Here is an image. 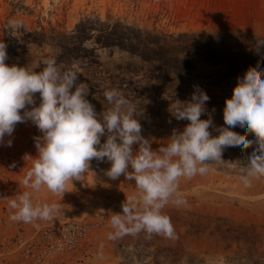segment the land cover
<instances>
[{
    "label": "rangeland",
    "instance_id": "rangeland-1",
    "mask_svg": "<svg viewBox=\"0 0 264 264\" xmlns=\"http://www.w3.org/2000/svg\"><path fill=\"white\" fill-rule=\"evenodd\" d=\"M85 14H99L102 18L112 15L169 33L264 34V0H0V41L6 43L4 30L10 28L9 21L13 19H22L27 28L39 29L51 23L72 30ZM16 52L8 53L6 63L38 71L43 68V61L51 58L53 50L47 45L39 48L35 44H19ZM261 68L264 67L255 70L259 72ZM243 74L228 76L225 69L215 72L213 81L220 80L221 86L207 85L206 89L211 96L226 99ZM221 75L227 77L222 79ZM36 96L38 104L39 94ZM140 108L144 109L140 118L142 134L152 141L153 149L166 144L174 128L182 130L188 123H179L168 106L153 108L155 113ZM156 112L163 115L155 117ZM214 115L217 118L214 124L225 126L223 110L215 111ZM40 134L31 122L18 123L12 145L0 146V264H22L23 240L31 238L36 224L44 223L14 222L10 219L13 210L8 207V200L18 193L32 191L20 181L32 165L29 154L36 155L33 138ZM239 135L255 141L254 134ZM256 147L254 143L242 152L228 149L224 166L215 167L203 176L181 178L180 190L187 203L179 207L169 204L164 209L174 226L172 238L156 234L149 237L141 232L108 239V233L113 231L110 216L122 212L126 196L138 191L134 181L123 175L115 180L107 177L105 170L111 166L108 161L101 170L91 167L83 182H69V191L63 196L46 187L38 193L32 191L34 202L57 203L59 214H86L92 220L94 210L104 211V220L91 230L87 239L45 264H264V179L254 180L251 187L240 180L242 166L248 163L247 157Z\"/></svg>",
    "mask_w": 264,
    "mask_h": 264
},
{
    "label": "clouds",
    "instance_id": "clouds-1",
    "mask_svg": "<svg viewBox=\"0 0 264 264\" xmlns=\"http://www.w3.org/2000/svg\"><path fill=\"white\" fill-rule=\"evenodd\" d=\"M9 27L22 29L24 21L10 20ZM256 36L262 53L264 36L259 32ZM7 59V44L0 41V146L12 145L18 123L31 122L41 133L33 138L36 155L29 154L32 165L20 181L25 189L38 193L46 187L63 196L69 182H83L93 160L110 162L107 177L115 180L123 175L134 181L138 191L127 195L122 212H113L109 218L113 230L109 240L141 232L172 238L174 226L164 209L187 203L180 190L181 178L203 176L224 166L225 148L242 152L255 143L240 180L251 187L254 180L264 179V68L259 72L249 68L237 78L232 95L225 100V126L217 127L211 114L201 118L208 112L210 96L198 85L187 101L169 99L171 116L188 123L182 130L174 128L168 142L153 149L152 141L142 134L144 109L118 89L103 90L110 107L97 113L86 98L89 85L78 82L76 69L58 65L55 58L44 60L38 71L9 65ZM240 132L254 134L255 141L241 138ZM102 137H106L103 142ZM32 191L24 190L8 200L12 221L52 220L60 211L57 203L34 202Z\"/></svg>",
    "mask_w": 264,
    "mask_h": 264
},
{
    "label": "trees",
    "instance_id": "trees-1",
    "mask_svg": "<svg viewBox=\"0 0 264 264\" xmlns=\"http://www.w3.org/2000/svg\"><path fill=\"white\" fill-rule=\"evenodd\" d=\"M4 34L8 53L17 54L19 44L51 47V58H55L58 65L76 69L78 82L89 85L86 98L97 113L110 107L103 96L104 89H118L139 108L152 111L169 107V99L189 100L194 86L198 85L210 96L206 102L208 112L201 118L207 119L211 114L216 123L214 112L224 109L226 99L211 96L206 89L207 85L221 86L220 80L213 81L215 72L225 69L228 76H237L249 68L264 67V52L256 47V34L169 33L112 15L102 18L99 14H85L72 30L50 23L39 29L23 27L13 31L9 28ZM211 69H215L214 73ZM156 113L155 117L163 115ZM185 121L178 120L179 123ZM104 139L106 137H102V142ZM228 149L234 150L225 148L223 158H227ZM104 162L93 160L91 167L101 170Z\"/></svg>",
    "mask_w": 264,
    "mask_h": 264
},
{
    "label": "built area",
    "instance_id": "built-area-1",
    "mask_svg": "<svg viewBox=\"0 0 264 264\" xmlns=\"http://www.w3.org/2000/svg\"><path fill=\"white\" fill-rule=\"evenodd\" d=\"M94 219L57 213L52 220L44 221L22 243V264H45L53 257L73 250L87 239L91 230L104 220L103 210L93 211Z\"/></svg>",
    "mask_w": 264,
    "mask_h": 264
}]
</instances>
